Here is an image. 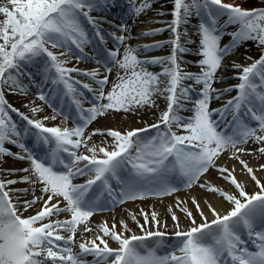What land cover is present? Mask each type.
Wrapping results in <instances>:
<instances>
[{
  "label": "snow or ice",
  "instance_id": "snow-or-ice-1",
  "mask_svg": "<svg viewBox=\"0 0 264 264\" xmlns=\"http://www.w3.org/2000/svg\"><path fill=\"white\" fill-rule=\"evenodd\" d=\"M109 3L110 0H6L0 4V16L3 17L0 19V158L12 156L30 162L29 168L21 170L29 175L20 180L0 179V264H264V183L237 155V152L245 151L238 145L249 140L264 145V54L248 66L234 64L233 67L241 69L238 77L241 82L235 86L238 94L224 108L209 109L212 93L216 91L212 84L223 58L246 41H254L264 48V8L243 9L224 0H174L173 20L169 25L175 34L174 47L166 58L139 60L138 50L129 46L118 59L126 36L110 34L116 42V50L107 52L103 64L108 73L114 64L123 70V74L118 72V83L105 94L107 75L99 78L98 70L82 73L98 85L96 90L89 84H83V88L96 91V101L107 100V103L93 102L92 107L85 109L77 98L81 93L74 87L79 81H72L70 75L79 70L66 67L68 61L61 57L70 55L73 46L83 54L85 46L91 43L85 21L95 29V36L104 41L101 20L91 13L102 11ZM129 3L137 16L151 6L150 0H141L138 6L137 0H129ZM192 16L200 19L197 55L201 57L198 61L201 70L197 74L183 71L177 58V53L189 51L180 44L179 29ZM230 25H238V29L227 33L231 36L230 44L221 47L220 40ZM119 30L123 33L127 28L120 26ZM156 31L144 35H154ZM159 46H145V49ZM51 49L61 51L57 54ZM82 58L76 57L77 60ZM38 60L43 61L45 81L75 106V127L46 126L43 121L55 120V115L32 119L8 103L4 89L26 94L20 77L24 75L25 66ZM147 64L167 66L156 74L147 70ZM161 76L167 79L161 80ZM184 81L202 86L199 98L193 101L190 109L193 115L188 118L180 115L181 111L188 110L183 102L190 99L192 91ZM157 95L165 96L167 102L158 123L124 133L95 130L91 135L106 134L112 138L110 148L88 146L91 135L85 137V129L98 116L108 110L127 112L145 105L155 107L153 97ZM39 99L48 102L43 92ZM40 110L31 109L33 113ZM10 112L18 113L29 127L21 131ZM214 114L219 116L218 120L213 119ZM229 114L232 119L222 129L221 121ZM243 117H249L255 124H248ZM173 126L185 134L178 135L172 130ZM150 130H155V134L141 135ZM28 136L33 137L34 147L44 146L42 156L22 142V138ZM6 144L16 145L25 155L13 153ZM81 145L89 154H78ZM229 148L235 150L232 158L240 160L258 191L249 193L233 175L234 170L216 165V159ZM258 151L264 154V147ZM210 168H216L235 191L225 192L207 183H200L199 187L218 194L231 207L221 214L207 205L212 216L209 220L193 198L200 219L198 221L186 207L181 208L189 221V226L181 230L177 216L172 215L176 228L174 236L178 241L168 253L159 255L157 251L164 244L166 235L159 230L161 224L157 214H151L156 228L153 231L147 227L149 214L143 210L140 214L144 224L137 221L142 235L126 236L125 232L130 231L127 224L121 222L123 231L117 232L115 224L109 227L105 222L99 226L102 236L80 242L79 252H73L78 227L86 225L107 204L115 206L150 195H171L179 190L175 182L191 188ZM260 168L264 169V165ZM12 174L14 172L10 170L9 175ZM84 175L89 176L85 183H74L76 177ZM16 183L41 186L42 196H35L33 191V199L23 202L24 210L47 196L35 215L23 217L18 214L20 208L9 194L19 191L9 187ZM181 203L178 201L177 207ZM62 212L70 213V219H52ZM132 218L135 220V215ZM83 231L92 229L85 226ZM62 232L68 235H62ZM242 232L252 242L253 249L242 239ZM105 237L115 241L118 247H110ZM87 256H92V261H88Z\"/></svg>",
  "mask_w": 264,
  "mask_h": 264
},
{
  "label": "rangeland",
  "instance_id": "rangeland-1",
  "mask_svg": "<svg viewBox=\"0 0 264 264\" xmlns=\"http://www.w3.org/2000/svg\"><path fill=\"white\" fill-rule=\"evenodd\" d=\"M243 0H238V2H242ZM110 3L112 4L113 1L110 0ZM121 3V8H120V14L119 15H110L109 19H104V18H100V17H96V15L98 14H103V10L102 11H94L91 13V15L93 17H96L98 19L101 20V24H105L106 27L102 26V34L104 36V41L101 42L99 39L94 38L93 42L94 44L99 48V46L104 49V51L102 50H97V51H92L88 45L85 46L84 49H86V51H89L90 55L92 56V59L83 66V70L86 72H90L93 70H98L99 74L102 75L100 76V78H102L104 75H107L109 78V74L106 71V68L104 66V64L101 63H97V61H99L97 58L99 55L103 53H106L109 50H115V42L113 40V35H111V37L109 36V34H107V29H111L114 30L112 31V33L110 32V34H114L115 36H119V35H124L126 36V38L129 40V43L131 44V47L134 49H137L135 46L137 45V42H151V43H158V45H161L159 47H152L150 50H138L136 53L139 55L142 54H147V53H152V54H157L160 55L162 54L163 58H166L168 56H170L172 54V49L174 47V45L172 44V41L175 39V34L171 31V28L169 27V25L171 24V21L173 20V7H174V1L169 5L167 3H163L161 0H151L150 4L151 6L149 8L146 9V11L140 16V20H141V25L138 21L134 22L131 25V29H133V31H136L140 28H144V29H148L147 31L151 32L153 30H157L156 34L154 35H147V36H139V37H131V35L129 36V32L126 34V32H121L120 26H125L127 23H129V17H128V13L130 11V6L132 7V5L129 3V0H120ZM227 3V2H226ZM251 3V4H250ZM257 4L253 2V0H250L249 3H245V0L243 1V6L241 8L243 9H256V8H264V7H257ZM109 7V5L107 6ZM191 18H194L197 21H200L199 18H197L196 16H192ZM224 19H226V17L221 19V24L223 23ZM154 20V21H151ZM144 21V23H143ZM86 22V21H85ZM193 27H195L193 25V23H191V21H188L187 24H182L180 26V44L182 47H186L187 49H189L188 52L186 53H177V58L179 60H183L185 62H188L189 65H193L195 66V64L193 63L192 58L194 56H198L197 52H198V47H199V40L200 37L197 34V31L195 32L194 30H191ZM238 29V25H230L225 29V34L222 36L221 38V42L222 43H226V45L230 44L231 41V36L228 35L227 33H232L234 31H236ZM132 31V30H131ZM186 32V34H185ZM146 38V40H144L143 38ZM164 38V39H162ZM110 39L111 43L108 44V40ZM148 39V40H147ZM100 42V43H99ZM224 46V45H223ZM222 46V47H223ZM52 51L56 52V49H51ZM91 50V51H90ZM61 51V49H58V51L56 52L57 54H59V52ZM262 54H264V48H261L260 46H258V44L254 41H246L241 43L238 47H235L231 50V53L227 56H225L221 62V67L217 70L216 74H215V83L220 84L222 86H226V85H231L228 81V62L230 60H232L234 62V64L236 65H241V66H248L251 63H253L256 59H258ZM68 56H72V52L70 55ZM141 58V56H139ZM66 57H61V59H65ZM159 64H147L145 65L146 68L149 67H153V66H157ZM188 65V66H189ZM113 66V64L111 65V67ZM199 66V65H198ZM66 67H68L66 65ZM114 67V66H113ZM112 67V68H113ZM69 68V67H68ZM40 71H44V67H43V61L42 60H38L37 62H35V71L31 70L29 68V66H25L24 68V75H22L20 77L22 84L26 87L27 89V93L26 94H21L19 92L17 93H11L9 91H7V101L10 105H12L14 108L19 110V113H23L24 115L28 116L29 118L32 119H42L43 117H49L51 118L52 116H56V119H48L43 121L45 123L46 126L52 127V126H60V127H69V128H73L75 127V117H76V110H75V106L73 104H71V101L65 97L63 95V93H57L55 92L54 86L50 83V82H46L45 79L42 81V83L40 82V77L38 75ZM198 69L196 68H187L185 71L186 72H190L191 71H196ZM233 71H236V73L240 74L241 69L234 67L233 69H231ZM112 72V71H111ZM37 73V74H36ZM83 72H73L71 73V78L72 81H79V84H74V87L77 88L78 93H81V95H79L77 98L80 99L81 101V105L83 108L87 109L90 108L89 104L96 102L93 98L90 99V96H94L96 97L97 92L96 91H92L90 92L88 89V92H86V95H83V84H89V86L95 90V88L98 87V85H96L89 77L85 76L82 74ZM237 84H239L241 81L239 80V78L236 79ZM184 83L186 85H190L192 87V91L190 92L189 96L190 99L187 101H184V108L188 109L185 111H181L180 115L188 118L191 117L193 115V112L190 110L193 108V101L197 98H199V94H200V89H201V85H195L193 83V81H184ZM62 87V86H61ZM85 90V89H84ZM43 92L46 96H48V94H52V98L54 99L55 102L53 103H46L44 101L43 105H45L50 111V114H43L44 112L38 111L33 113L31 111L32 108H37V105L41 102V100L39 99V94ZM238 94V92L236 93H231V91H224L221 93H218L216 95H212V99L210 100L211 107H209L210 110H215V109H221L222 106L226 105L227 102L229 100H231L233 97H235ZM218 96V98H216ZM60 106L62 109L60 111L56 110V108ZM67 112V113H66ZM59 113H63V114H59ZM10 115L12 117V119L17 123L19 129L22 131L24 128L29 127L26 123V121H24L21 116L16 113V112H10ZM68 116L69 119L65 120L64 117ZM99 118L101 119L100 121V125L98 127H96L93 132L95 130H99L100 132L106 133L107 130L111 129V130H117L120 131L121 133H124L127 131V126L125 125H121L122 122L117 119L116 117L112 116V114L110 113V110L106 111L102 116H99ZM213 119H219V116L214 114L213 115ZM232 116L229 114L226 118V120L221 121V126L222 129L224 127V125H226L228 123V121H231ZM246 121L248 120L247 117H245ZM255 122L252 123V125H254ZM152 125V124H151ZM163 128V126H161ZM229 129H231L230 127L227 129V131L229 132V134L231 133V130L229 131ZM173 131H176L178 135H183L185 134L183 132V130H178L175 126H173ZM92 132V133H93ZM151 132V133H150ZM91 133V134H92ZM145 133H143L142 135H144ZM148 135H154L153 131H149ZM93 137H96L98 139H100L97 143L96 146L97 147H106V148H110V145L112 143V138L108 137L106 134L105 135H92ZM22 142L25 143L27 145V147L29 149H32L35 154H37L38 156H42L45 152V148L44 146L41 147H34V139L31 136L22 138ZM260 145V144H259ZM261 147H264V145H260ZM5 147L9 148L13 153H19L21 155H25V153H23L21 151V149H19V147H17L16 145H12V144H6ZM233 151H235L234 149H229L227 152H222L221 156H219L218 161L216 162V165L218 167H224L227 168L231 171L230 167H229V162L231 160H233ZM89 154L86 152V149L81 147L78 151V154ZM251 153V157L253 156ZM245 153L242 154L240 156V160H243V158L245 157ZM249 156V158H251ZM2 159H4V167H2V169H5V167H7L8 169H5L4 171V175H2L0 177V179H13V180H20L22 177L29 175V173L23 172L21 171L22 169L25 168H29L30 167V162L28 160H19V159H15L12 156H5ZM263 160L261 159H254L251 158V160L249 161L250 164H254V163H261ZM81 167L83 165H80ZM241 168V172L243 171L245 174V177L249 180L248 183H245L242 180V177L240 174H237L238 176V180L239 182H241L242 184L245 185V187H249V188H254L255 183L250 179L249 176H246V171L243 170V168L240 166ZM13 171L14 174L9 175V171ZM213 172V174H212ZM257 172H259V174H257L255 172V175H260L261 179L264 178V170L263 169H258ZM210 175V178H209ZM211 176H214V179H211ZM201 183H207L211 186H215L225 192H234L235 189L234 187L229 184L225 179H223L221 177V174L216 170V168H210L209 171L207 173H205L202 177H201ZM89 179L88 175H84V176H78L76 177V179L74 180V183L76 184H83L85 183V181ZM222 181V183H218V181ZM200 182H198L197 184H194L191 188H187L185 187L183 184H179L177 185L179 190L173 192L171 195H167V196H162V197H158V196H153L150 195L148 196V198L146 199H137L135 201L139 202H143V201H148V202H153L159 199H172V200H177L180 202H183L180 204V207H177V210L175 212H172L171 215L167 214L164 217H160L157 216V219L160 221V224H171V226H173L175 224V222L172 220V215L175 214L180 222V220L184 219L186 221H188L185 217V213L183 211H181V208L186 207L189 211L193 210V206H191L192 200L193 198L196 201H199V198L202 197L203 193L205 192L203 188L199 187ZM113 184H115V181L112 182ZM18 185H20L21 187H24L23 189H20V191H10V196H12L13 200L17 203L18 207L20 208V213L18 214H22L23 217H29L32 215H35L36 212L41 208L42 203H43V199H47V196H43V199L38 202L37 204H35L34 206L28 208L27 210H24V208L22 207L23 202L25 200H32L33 199V195L32 192H35V196L40 197L42 196V193L40 191V185H35V184H29V183H16ZM248 184V185H247ZM24 185V186H22ZM15 184L9 186L11 189L13 190H17L15 188ZM25 188H29L28 192H24L23 190ZM201 190H203V192H201ZM207 192V191H206ZM218 194L216 193H211L209 192L208 197L209 199V203L211 198H215ZM219 196V195H218ZM18 197V199H17ZM220 197V196H219ZM220 199H222L220 197ZM223 200V199H222ZM56 201L53 200V203H55ZM177 202H176V206H177ZM151 205V204H148ZM184 205V206H183ZM207 205H209L207 203V201L203 200V204L201 205V208L204 210L205 215L208 216V218L211 220L212 216L210 214V212L208 211ZM63 206V205H62ZM153 207V204H152ZM138 209H147L143 207L142 205L139 204H132L128 201H126L123 204H116L115 206L111 205V204H107L104 208V210L102 211H97L90 219L89 221H87L86 225H80V226H87L89 228L92 229V231H90L91 233L95 234V237L97 235H103L102 232H100V227L102 224H104L105 222H107L108 226L111 227L113 224L116 225V231L117 232H121L123 231L121 222H123L124 224H127L128 229H130L129 232H125V235H131V234H136V235H142L143 233L140 230H133L135 228V225L137 224V221L139 223L142 224V222L144 221L143 217H140L139 215H137V210ZM195 209V207H194ZM196 210V209H195ZM129 213L133 215H135V220H133V218H128ZM177 213V214H176ZM194 215H196V218L199 220V215L197 214L196 211H194L193 213ZM125 218H127L125 220ZM53 220H66V219H70V213L67 212H62L61 214H59L58 216H54L52 217ZM125 220V221H124ZM149 223L150 226H147L149 229L155 231L156 228L151 227V225L153 224V222L151 221V217H149ZM79 226V227H80ZM78 227V228H79ZM161 231V230H160ZM62 235L67 236V233L62 232ZM165 238L166 240L169 241H174V245L177 243L178 238H176L174 236V233L172 232H168L165 233ZM242 239H244L246 241L247 246L250 249H253L254 246L252 244V242L248 239L246 233L242 232L241 233ZM82 237V236H81ZM79 237V235L76 233V237H75V243L73 245V252H79V248L78 245L80 242H83L85 240H91L88 237ZM94 237V238H95ZM93 238V239H94ZM164 238V240H165ZM105 239L108 241V244L110 247L112 248H117L118 244L111 240L108 237H105ZM165 240V241H166ZM97 243H99V241H97ZM174 245H170V244H166L164 242V244L157 250L159 255H164L167 253V251H171ZM86 259L88 261H92L93 257L92 256H87Z\"/></svg>",
  "mask_w": 264,
  "mask_h": 264
},
{
  "label": "bare ground",
  "instance_id": "bare-ground-1",
  "mask_svg": "<svg viewBox=\"0 0 264 264\" xmlns=\"http://www.w3.org/2000/svg\"><path fill=\"white\" fill-rule=\"evenodd\" d=\"M112 1H115V0H112ZM163 3H167V4H171L174 0H161ZM244 1V0H243ZM243 1L242 2H238V0H224V2H227V3H233L235 5H238L240 7L243 6ZM250 0H245V3H249ZM141 2V0H137V6L139 5V3ZM151 2V0H150ZM254 3H256L257 7H264V0H253ZM6 3V0H0V4H4ZM251 4V3H250ZM109 7H107L106 9H108L107 13L109 14H113V13H119L120 14V5L118 6H112V4L109 3ZM146 11V10H145ZM144 11V12H145ZM143 12V13H144ZM141 13L139 16L135 15L133 10H132V7L130 6V11L128 13V17H129V23H127L125 26L127 28V31H126V34L129 32V36L131 35V37L135 36V37H143V36H147V35H144V33L146 32H149L147 31L146 29L144 28H140L136 31H133V29H131V25L138 21L140 23V26H142L141 24V20H140V16L143 14ZM108 15V14H107ZM121 15V14H120ZM96 17H105L103 16V14H98L96 15ZM3 17L0 16V19H2ZM106 18H109L108 16ZM151 21H154V20H151ZM189 21H191V23H193V25L195 27H193L191 30H194L195 32L197 31V28H198V25L200 23V21H197L195 20L194 18H190ZM144 23V21H143ZM106 26V25H105ZM85 28L86 30L88 31V34H89V37H90V40H91V43L88 44V47L92 50V51H97V50H104L102 49L101 47H97L93 40H94V37H95V29L92 28L91 25H88L87 23H85ZM132 30V31H131ZM111 31H114V30H111ZM108 34L110 35V32H108ZM147 37L143 38L144 40H146ZM164 39V38H162ZM148 40V39H147ZM115 42V41H114ZM158 43H147V42H137V45L135 46L137 48V50H146L145 49V46H152V45H157ZM223 45H226V43H222L220 41V46L222 47ZM131 47V44L129 43V40L126 38L125 42L123 45L120 46V49H119V53H118V59L122 58L123 57V53H124V50H125V47ZM115 47H116V42H115ZM152 47H150L148 50H150ZM199 48V47H198ZM116 50V48H115ZM58 51V49H56V52ZM98 52V51H97ZM137 58L139 60H150L152 58H163L162 57V54L160 55H157V54H152V53H145V54H142V55H139L137 54ZM77 56H83L82 59L80 60H77L76 57ZM91 55L89 54V51H86V49H84V53L81 54L79 52V50H77L74 46L72 47V56H67V58H65L68 63L66 64L69 68H76L78 69L80 72H83V66L88 62V60L91 58L92 59V56L90 57ZM141 56V58L139 57ZM98 58H100V61L103 63V61L105 59H107V55L106 53H103L101 55L98 56ZM97 58V59H98ZM201 59V57L198 55V56H194L192 58L191 61H193V63L195 64V66L193 65H189L188 62H185L183 60H179L178 59V63H180L181 65V69L183 71H185L187 68H196L198 70L196 71H191V73L193 74H197L200 72V67L198 66V61ZM189 65V66H188ZM234 65V62L232 60H230L228 62V81L231 85H226V86H222L220 84H217V83H213L212 84V88L215 89L216 91L212 93V95H216L218 93H221V92H224L225 90H228V91H231V93H236L238 92L237 88L235 87L237 84V81L236 79L239 77V74L236 73V71H233L231 69H233ZM29 68L33 71H35V63L33 64H30L28 65ZM114 66V67H113ZM113 68H112V72L109 74V78H108V83L107 85H105L104 87V92L105 94H107L113 87L114 84L118 83V72L120 74H123V70L119 69L118 66L114 65L113 64ZM167 66V65H162V64H159L157 66H153V67H149L147 68L148 71L150 72H153V73H156V74H159L163 71V68ZM37 74V73H36ZM40 77V82L39 83H42V81L45 79V72L44 71H40L39 70V73L37 75V77ZM161 80H166L167 78L164 77V76H161L160 77ZM98 88V87H97ZM95 88V90L97 89ZM5 91V97L7 98V88L4 89ZM83 91V95H86V92H88L86 89H82ZM87 96V95H86ZM48 102L49 103H53L55 102L54 99L52 98V94H48ZM89 98L90 99H95L94 96H90L89 95ZM8 99V98H7ZM153 99L155 100V104L156 106L155 107H151V106H148V105H145L143 107H134L132 110L130 111H115V110H110V113L112 114V116L116 117L117 119H119L122 124L121 125H125L127 126V131L128 130H131V129H136V128H145L146 126L148 125H151V124H156L159 122V119H160V116H161V113L163 111L166 110V105H167V102H166V99H165V96H160V95H157V96H154ZM47 102V103H48ZM98 104L100 103H107V100H102V101H97ZM44 101H41L38 105H37V108L41 109V112H44L43 114H50V111L45 105H43ZM92 104H89L90 107H92ZM225 106V105H224ZM224 106H222V108H224ZM209 107H211V104H209ZM221 108V109H222ZM62 108L60 106H58L56 108V110L60 111ZM67 113V112H66ZM248 120L246 121L245 117H243V119L249 124V122H254L252 121L249 117H247ZM100 121L101 119L99 118V116L91 123L88 125V127L85 129V137L87 136H90L91 133L93 132L94 128H96L97 126L100 125ZM252 125V124H251ZM231 130V129H229ZM153 131V133L155 134V130H151ZM149 133V132H148ZM148 133H145L144 135H148ZM151 133V132H150ZM142 135V134H141ZM100 139L96 138V137H93L91 135V140H88L87 141V144L89 147H91L92 145H96V143L99 141ZM81 147L84 148L83 145H81ZM238 147L240 148H243L245 149L244 152H237V155L240 157L242 154H246L245 157L243 158V160L245 162L248 163L249 167H252L254 169V171L259 174V172H257L258 169H261L260 166L261 165H264V154L260 153L258 151V149L261 147L259 144L249 140L248 143L246 144H241V145H238ZM230 149V148H229ZM228 149V150H229ZM227 150V151H228ZM226 151V152H227ZM251 153H254L252 154L253 156L251 157ZM222 155V154H221ZM220 155V156H221ZM249 156L251 158H254V159H261L263 160L261 163H254V164H250L249 161L251 160V158H249ZM219 158L216 159V162L218 161ZM4 163V159L0 158V177L2 175H4V171L5 169H8L7 167H5V169H2V167H4L3 165ZM240 166L243 168V166L240 164V160H237V159H233L229 162V167L232 170H234L233 172V175H235V177L237 178L238 180V176L237 174H240L241 177H242V180L245 182V183H248L249 180L245 177V174L244 172L240 171L241 168ZM244 170V169H243ZM264 170V169H263ZM246 171V170H244ZM213 174V172H212ZM248 176V175H246ZM213 176H211L212 178ZM257 177L261 180L262 183H264V178L261 179V176L260 175H257ZM209 178H210V175H209ZM202 179V178H201ZM239 181V180H238ZM218 183H222V181H218ZM176 185H179L178 181L175 182ZM15 188L17 190L20 191V189H23L24 187H21L20 185L18 184H15ZM182 185V184H181ZM248 185V184H247ZM24 186V185H22ZM95 188V186H94ZM25 189H29V188H25ZM204 189V188H203ZM246 190L249 192V193H252L254 191H258L256 185L254 186V188H249V187H246ZM204 193L202 195V197L199 198V204L200 206L203 204V200L207 201L208 204H210L212 207L216 208L218 212H220L221 214H224L226 212V210H228L231 206L224 200L220 199V197L217 195L215 198H211L210 202L209 203V199L210 198H207L208 197V194L209 192L204 189ZM201 192H203V190H201ZM132 204H139V205H142L143 207L146 208L147 206V209H138L136 212H137V215H139L140 217H143L140 213H141V210H143V212L145 213H148L149 214V217H151V214L153 212H155L157 214V216H160V217H164L165 215L167 214H170L172 212H175L177 210V206H176V202L177 200H170V199H159V200H156V201H153V202H148V201H143V202H137V201H128ZM148 204H151V205H148ZM152 204H153V207H152ZM184 206V205H183ZM193 206V204L191 205ZM169 209H171V211H169ZM194 211H196L194 209V206H193V210L192 212L194 213ZM177 214V213H176ZM132 214L129 213V216L128 218H132ZM127 218H125L126 220ZM124 220V221H125ZM198 220V219H197ZM210 220V219H209ZM199 221V220H198ZM180 228L181 230H184L186 229L188 226H189V221H186V220H180ZM141 224V223H139ZM142 224H144V221L142 222ZM166 225V227H165ZM175 225V224H174ZM171 226V224H161V227L159 228V230H161L162 232L164 233H168V232H172L174 233L176 231V228L175 226ZM147 226H150V223L147 225ZM151 227H154V224L151 225ZM259 227V225H258ZM84 229V226H80L78 228V231H77V234L79 235V237H88L89 239H93L95 237V234L94 233H91V232H85L83 231ZM130 230V229H129ZM133 230H140V228L138 227V225L136 224L135 225V228ZM141 231V230H140ZM244 233V232H243ZM81 237V238H82ZM166 240V238H165ZM166 244H170V245H174V241H169V240H166L165 241ZM169 251H167L168 253Z\"/></svg>",
  "mask_w": 264,
  "mask_h": 264
}]
</instances>
